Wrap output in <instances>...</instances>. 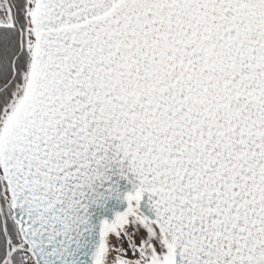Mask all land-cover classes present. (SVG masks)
I'll return each mask as SVG.
<instances>
[{
	"label": "water",
	"instance_id": "95a60500",
	"mask_svg": "<svg viewBox=\"0 0 264 264\" xmlns=\"http://www.w3.org/2000/svg\"><path fill=\"white\" fill-rule=\"evenodd\" d=\"M0 136L37 264H98L140 195L173 264H264V0H39Z\"/></svg>",
	"mask_w": 264,
	"mask_h": 264
},
{
	"label": "rangeland",
	"instance_id": "374dc122",
	"mask_svg": "<svg viewBox=\"0 0 264 264\" xmlns=\"http://www.w3.org/2000/svg\"><path fill=\"white\" fill-rule=\"evenodd\" d=\"M27 1L25 38L27 48L33 53L37 46L33 17L39 0ZM13 12L10 0H0V25L13 24ZM23 92V88L17 86L16 101L20 100ZM0 174L3 176L1 160ZM4 193L6 197L5 200L2 199L3 209L13 210L14 203L7 183ZM140 198L139 194L130 196L129 209L117 218L111 226H105L102 233L103 247L98 264H173V248L160 226L149 220L141 211ZM27 256L28 264H37L30 251Z\"/></svg>",
	"mask_w": 264,
	"mask_h": 264
},
{
	"label": "trees",
	"instance_id": "16d2710c",
	"mask_svg": "<svg viewBox=\"0 0 264 264\" xmlns=\"http://www.w3.org/2000/svg\"><path fill=\"white\" fill-rule=\"evenodd\" d=\"M13 24L0 25V126L21 101H16L17 86L25 90L33 53L26 46L27 0H10ZM24 93V92H23ZM14 104V105H13ZM0 131V136H1ZM6 181L0 174V264H28V245L20 233L13 210L3 209Z\"/></svg>",
	"mask_w": 264,
	"mask_h": 264
}]
</instances>
